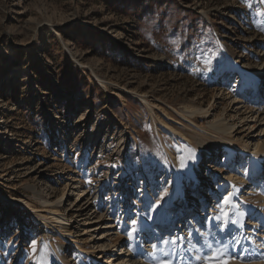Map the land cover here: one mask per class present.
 <instances>
[{
	"label": "rangeland",
	"instance_id": "1",
	"mask_svg": "<svg viewBox=\"0 0 264 264\" xmlns=\"http://www.w3.org/2000/svg\"><path fill=\"white\" fill-rule=\"evenodd\" d=\"M236 62L244 66L241 75L234 71L226 78ZM263 64L264 0H0V264H62L56 253L45 254V223L20 202L42 208L31 185L54 201L68 194L61 206L76 224L86 203L93 202L101 216L83 236L84 249L68 242L70 264H109L106 256L120 242L141 257L148 241L139 230L158 225L162 213L194 190L189 174L179 179L192 137L208 138L203 129L223 114L237 122L239 149L249 143L254 150L264 140L256 108L245 102L254 86L243 78ZM213 67L222 74L217 85L210 78ZM191 103L210 112L186 119L181 111ZM223 152L221 169L201 164V181L218 187H208L211 194L222 192L218 208L207 203L205 241L215 237L227 251L239 233L251 238L254 225L247 220L261 213L264 172L261 186L249 193L252 181L224 179L232 167ZM229 194L231 204L225 205ZM222 210L228 225L216 219ZM181 217L176 220L187 221ZM132 220L137 231L129 238ZM48 230L56 247L67 243L51 225ZM186 233L198 241L203 234ZM157 234L155 253L161 254L163 241L173 251L172 234Z\"/></svg>",
	"mask_w": 264,
	"mask_h": 264
},
{
	"label": "bare ground",
	"instance_id": "2",
	"mask_svg": "<svg viewBox=\"0 0 264 264\" xmlns=\"http://www.w3.org/2000/svg\"><path fill=\"white\" fill-rule=\"evenodd\" d=\"M235 67V70L227 72L226 78L231 79L234 75V71L241 75L244 66L239 62H236ZM209 72L210 78H212L211 82L213 81L216 85L221 82L222 79H220V76L222 74L218 72L215 67L211 68ZM244 74L243 78L251 82L255 89H253L252 97L245 98V102L251 108L253 107V110L256 108L253 114L256 113L255 116L257 121L264 125V104L258 102L259 100H264V97H262L261 94V87L262 89L264 88V64L263 67L255 70L250 69L248 70V73ZM235 95L236 97L238 96L237 94ZM209 112V109L204 108V106L197 105V103H191L188 106H185V109L181 111V114L184 118L191 120V118H194L196 115H207ZM236 123V121L230 122L223 114H219L214 121L209 124L210 128L207 127L203 129L204 133L209 134L208 138L203 139L192 137L195 139H191L195 143L194 148L191 149L188 147L186 149L188 155L187 164L185 158L182 157V170L179 174L180 180L184 172L193 178L195 187L194 190L191 191V196H185L183 203L180 206L174 204L175 206L173 205L169 211L162 213L160 216L161 218L159 217L160 220L158 225H154V227L147 231H144L143 229L139 230L140 239L144 240L143 237H145V240L148 241L141 257H136L135 251L131 249L130 245L120 242L119 244L114 245L117 250L116 253L107 256L103 255L107 258L106 262L109 264H217V261L214 263L210 261L209 257L210 255L216 256L217 250H220L222 247L220 246V242L217 243L216 240H214L215 237L214 239L213 237H210L209 241H205V238L207 239L209 236V231L206 230L204 225L206 224L205 219L210 215V209L209 211H206V209H208L210 203H214L213 208H218V201L221 200V198H219V193L222 192L219 191L218 193L214 192L211 194L208 191V187L209 190L212 188L217 189L218 187L212 185V183H202L201 179L205 173L201 164H205V167L206 164H210L209 166L212 164L215 166L218 165V161L221 157L220 149H224L222 154L227 159V162L230 165L229 168L232 167L227 175L224 176V179L226 181L236 180V182L252 181L249 186V193H255L256 189L261 186V174L264 172V140L261 138L258 139L254 150H250L249 143H247V146L244 148L239 149L238 144L235 141V136L233 135L236 130ZM262 131H264V127L262 128ZM169 156V159L173 160L174 163H176V166L180 165L174 154L170 153ZM250 158H253L256 166H250L251 162H248ZM189 162L190 168L188 165ZM246 163H248L247 167L245 166ZM237 164L243 173L240 174L238 169L234 170V167ZM187 168L191 171H188ZM218 168L221 169V166L218 165ZM249 170L252 171L250 175L246 174ZM249 177H251V179L248 180ZM232 183L235 184V182ZM179 185L184 189L181 181L179 182ZM30 188L34 190L35 202L42 208L37 209L35 207L36 209H34V207L31 204H28V201L25 202V200H21L20 202L27 204L30 212L38 217L40 222L45 223L47 227L45 231V237L48 236L45 244L46 256L48 257V255L53 252L56 253L62 264H70L66 255L68 242H71V244L77 249H84L82 244L84 243L82 242L84 241L83 236L90 231L88 230L90 225L96 224L100 221L101 216L97 214L96 211L92 210L93 202H88L89 204L86 203L85 206L80 209V211L83 212L82 218L79 219V224H76V221H72L73 216H70V210L66 206L65 208H62L61 206L62 202H64L65 205L70 199L68 194L66 195V193H62L59 199L54 201L51 197H46L43 191L36 190L34 185H31ZM260 200L262 204L259 207V210H261V213L259 212L260 215L257 219L250 218L247 220V225H254V230L250 235L251 238L246 241V238L241 236L242 233H239V236H236V240L234 239L235 244L227 251H224L226 252V256L223 257L222 261H227L229 260V257H232L230 264H264V251L261 250L263 249L261 247L264 246V238L262 239V243L257 242L261 239V237L258 238L259 227L262 226V224V228L264 227V194L261 195ZM208 201H210L209 204H207ZM200 202H202L201 209L200 204H198ZM94 213H96V216L87 217L88 214H91L92 216ZM178 214L183 216H179L181 218L186 217L189 222H184L182 219L176 220V218H179L177 217ZM147 216L151 221L155 219L151 209L147 211ZM81 221L83 222L80 224ZM174 223L176 224L175 229L172 227V224ZM50 225L52 226L51 232L65 238L67 243L60 244L59 248L58 246L56 247L53 237H49L51 234L48 230ZM190 229H196L197 232H200L201 234L203 233L201 237L199 236V241L195 239L196 237L194 236H188L186 231H189ZM156 232H159V235L168 233L172 234L171 240L174 247L173 251H169L168 246L163 241V251L161 254L155 253L156 247L153 248V245H157L158 236L156 237ZM190 238H192L191 240L194 242L193 244L195 246L193 251L186 249L187 239ZM110 244L112 243L110 242L107 245L109 246ZM89 253L92 254V252ZM52 262V259H49L45 263L52 264Z\"/></svg>",
	"mask_w": 264,
	"mask_h": 264
},
{
	"label": "snow or ice",
	"instance_id": "3",
	"mask_svg": "<svg viewBox=\"0 0 264 264\" xmlns=\"http://www.w3.org/2000/svg\"><path fill=\"white\" fill-rule=\"evenodd\" d=\"M223 203H224L225 205H229V204H231V194H229V195H227V196H225V197L223 198ZM239 215L243 216L244 213H243V212H240ZM227 217H228V213H227V212H223V210H222V216H218V217H216V219L219 220V219L223 218V220H224V224H225V225H228L229 221H228ZM131 223H132V229H131L130 232H128V236H129V238H132L133 233H135V232L137 231V229H136L137 221H136V220H132ZM231 223H232V224H235L236 221H231ZM35 247H36L35 242H33V249H34V250H35ZM155 247H156V246L153 245V248H155ZM224 255H225V252H224L223 250H217V252H216V257H223ZM231 259H232V257H229V260H227V261H220V260H217V264H230Z\"/></svg>",
	"mask_w": 264,
	"mask_h": 264
}]
</instances>
